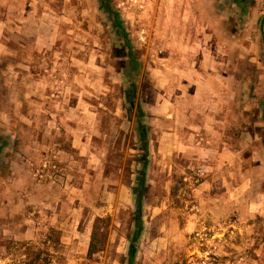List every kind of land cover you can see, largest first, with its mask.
<instances>
[{
    "label": "rangeland",
    "instance_id": "rangeland-1",
    "mask_svg": "<svg viewBox=\"0 0 264 264\" xmlns=\"http://www.w3.org/2000/svg\"><path fill=\"white\" fill-rule=\"evenodd\" d=\"M102 1L0 0V131L10 140L0 151V264L38 253V264H264V166H236L233 188L221 175L233 166H203L197 149L170 146L176 126L209 114L236 117L235 132L264 142V0H111L122 32ZM221 66L220 90L235 105L193 84L205 77L194 68ZM130 81L151 137L131 263L140 142ZM99 217L108 240L90 258Z\"/></svg>",
    "mask_w": 264,
    "mask_h": 264
},
{
    "label": "crops",
    "instance_id": "crops-1",
    "mask_svg": "<svg viewBox=\"0 0 264 264\" xmlns=\"http://www.w3.org/2000/svg\"><path fill=\"white\" fill-rule=\"evenodd\" d=\"M205 44L207 45V41ZM218 57L219 55H217V58ZM208 69L203 71L205 74L201 73L200 69L194 68L193 71L191 70L194 75H205V77L201 79H193V84L198 86L200 84L207 90H216L214 96L219 94L222 107H224V105L226 106V104H223L226 103V100H224L225 96H229V100L233 101L235 105L236 94H230V92L226 93L225 89L220 90V83L225 85L224 76L226 69L224 66L216 68L211 67V70ZM232 73H234V70L231 71V74ZM216 80L219 81L218 87L215 86ZM235 119L236 117H233V120H229L227 116L222 114H209L203 119L193 117L191 121H187L185 130L176 126L175 131H173V133L171 132L170 137V146L173 152L171 154H174L176 151H179V155H181V151L190 152V150H186L190 147L197 149L195 152H201L203 166H233V168L227 167L225 170L230 175L227 174V176H225L224 173L221 174L225 185L228 184L229 187L232 186L233 180L236 178V166H264V142H258L263 137L258 134L254 135L250 131H244L241 134L235 132ZM239 123L240 120L238 121V124ZM189 124L191 125L189 126ZM183 134H185V139ZM190 134H192L193 139H195L193 142H189ZM197 136L200 137L198 138ZM243 138L245 139L244 142L246 147H248L246 148L248 150L244 152L241 150L243 146V140L241 139ZM249 159H252L253 163ZM247 168L248 169H245L246 171L244 173L245 178L251 174L250 167ZM230 171H233V173H230ZM232 187L234 188L235 186ZM234 194L236 193H233V195ZM218 201H221V199H218ZM229 204L233 205L234 201L230 200ZM243 208V211L246 212V207L243 206ZM217 209L220 211V206H218Z\"/></svg>",
    "mask_w": 264,
    "mask_h": 264
},
{
    "label": "trees",
    "instance_id": "trees-1",
    "mask_svg": "<svg viewBox=\"0 0 264 264\" xmlns=\"http://www.w3.org/2000/svg\"><path fill=\"white\" fill-rule=\"evenodd\" d=\"M111 0L102 1L103 12L106 13L110 18L108 20L113 24L115 28L124 31L119 15L117 12H114L111 7ZM120 43V41H119ZM123 67L121 72L123 73L124 78L126 79V65L123 62ZM138 97V86L135 81H130L129 86L126 91L125 100H126V110L133 111L134 106L136 105L135 118L137 122V134L138 140L140 142L139 153V174L137 175V182L133 186V192L135 194V221L136 229L132 237V247L129 253V262H133L136 257V245L144 229V208H145V196L148 189V167L150 166V155H151V137H150V126L145 120V113L140 102L137 101ZM137 103V104H136ZM261 105V104H260ZM264 115V109H263ZM10 140L7 135L1 133L0 131V151L4 149L5 146L9 145ZM4 161L0 158V165L2 166ZM109 235V219L97 218L94 230L92 233L91 243L89 247L88 255L90 258H93L96 254L101 252L108 240ZM56 241H60V236H56ZM41 258L40 253L37 254L35 260L31 264H38V260Z\"/></svg>",
    "mask_w": 264,
    "mask_h": 264
},
{
    "label": "built area",
    "instance_id": "built-area-1",
    "mask_svg": "<svg viewBox=\"0 0 264 264\" xmlns=\"http://www.w3.org/2000/svg\"><path fill=\"white\" fill-rule=\"evenodd\" d=\"M149 0H116L118 7H127L128 5H138L141 8H147Z\"/></svg>",
    "mask_w": 264,
    "mask_h": 264
},
{
    "label": "water",
    "instance_id": "water-1",
    "mask_svg": "<svg viewBox=\"0 0 264 264\" xmlns=\"http://www.w3.org/2000/svg\"><path fill=\"white\" fill-rule=\"evenodd\" d=\"M261 27H262V31H263V34H264V17H263V20L261 22Z\"/></svg>",
    "mask_w": 264,
    "mask_h": 264
}]
</instances>
